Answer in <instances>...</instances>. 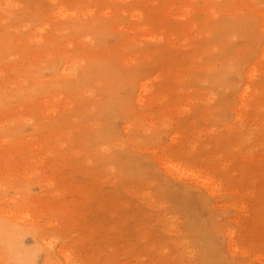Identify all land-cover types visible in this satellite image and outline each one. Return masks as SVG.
Returning a JSON list of instances; mask_svg holds the SVG:
<instances>
[{
	"label": "rangeland",
	"instance_id": "rangeland-1",
	"mask_svg": "<svg viewBox=\"0 0 264 264\" xmlns=\"http://www.w3.org/2000/svg\"><path fill=\"white\" fill-rule=\"evenodd\" d=\"M0 264H264V0H0Z\"/></svg>",
	"mask_w": 264,
	"mask_h": 264
},
{
	"label": "bare ground",
	"instance_id": "bare-ground-1",
	"mask_svg": "<svg viewBox=\"0 0 264 264\" xmlns=\"http://www.w3.org/2000/svg\"><path fill=\"white\" fill-rule=\"evenodd\" d=\"M198 172H199V171H197L196 173H198ZM199 173H200V172H199ZM193 174H194V173H193ZM196 175H198V178H196V180H197V179H199V176H200V175H199V174H196ZM191 176H192V175H190V177H191ZM192 178H193V177H192ZM193 179H194V178H193ZM196 180L194 179V181H196ZM199 180H201V178H200ZM196 182H197V181H196ZM198 182H199V181H198ZM202 185H203V186H206V185H204L203 182H202ZM206 187H207V186H206ZM229 236H230V235H229ZM62 252H63V251H62ZM61 254H62V253H61Z\"/></svg>",
	"mask_w": 264,
	"mask_h": 264
}]
</instances>
